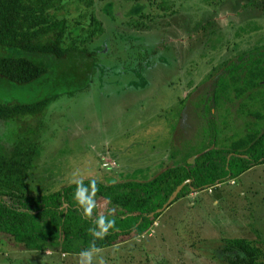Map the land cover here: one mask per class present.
I'll return each instance as SVG.
<instances>
[{
    "label": "rangeland",
    "instance_id": "obj_1",
    "mask_svg": "<svg viewBox=\"0 0 264 264\" xmlns=\"http://www.w3.org/2000/svg\"><path fill=\"white\" fill-rule=\"evenodd\" d=\"M156 1L66 0L65 18L75 35L93 19L102 33L78 44L81 53L48 63L49 74L39 84L0 89L7 102L57 96L40 121H27L33 130L39 124L40 143L30 195L82 181L146 182L209 148L231 149L246 135L250 119L237 105L220 109L208 123L200 87L226 60L264 46V0H168L173 5L166 12L164 0ZM141 14L148 17L140 20ZM17 131L0 120L8 149ZM233 181L184 198L148 234L96 252L93 264L101 257L105 264H228L226 239L264 244V165ZM81 194L82 203L98 206L100 218L114 220L115 211L96 193ZM70 200L80 203L75 194ZM0 264H80V254L49 244L28 250L0 234Z\"/></svg>",
    "mask_w": 264,
    "mask_h": 264
},
{
    "label": "trees",
    "instance_id": "obj_2",
    "mask_svg": "<svg viewBox=\"0 0 264 264\" xmlns=\"http://www.w3.org/2000/svg\"><path fill=\"white\" fill-rule=\"evenodd\" d=\"M65 3L66 0H0V89H11L9 84L21 87L39 84L49 74L48 63L62 62L72 54L81 53L78 44L85 46L102 33V24L93 19L85 33L82 28V33L75 35L73 25L65 18L68 14ZM169 3L164 0L161 10L169 11L173 5ZM146 17L141 14L139 19ZM83 34L87 35L82 37ZM7 51L19 55H9ZM213 71L201 84L204 88L200 87L202 114L208 123L214 124L220 109L235 105L237 112L250 119L246 122V135L240 136L231 149L209 148L194 157V164L184 161L166 167L146 182L104 185L82 181L43 196L29 193L28 179L40 154V143L39 124L33 130L27 121H40L57 96L33 103L0 99V120L18 129L11 149L3 145L0 136V234L34 251L43 250L49 244L63 254H80L90 249L93 241L98 251L114 248L127 238L148 234L163 215L177 211H174L175 205L182 199L217 188L264 165V46L228 59ZM186 181L190 184L172 205L156 214ZM81 185V191L96 193L108 204L109 211H115L114 220L106 219L114 221V226L102 239L90 232L93 228L99 230L98 206L70 200ZM85 207L91 209L90 215L85 214ZM77 241L86 245L75 249ZM224 243L228 264H264V244L245 238L226 239Z\"/></svg>",
    "mask_w": 264,
    "mask_h": 264
},
{
    "label": "clouds",
    "instance_id": "obj_3",
    "mask_svg": "<svg viewBox=\"0 0 264 264\" xmlns=\"http://www.w3.org/2000/svg\"><path fill=\"white\" fill-rule=\"evenodd\" d=\"M81 186L77 187V191L75 193L77 200L82 204V198L84 194H81ZM83 205V204H82ZM91 209L85 207V214L90 215ZM101 221L103 223H101ZM97 230L96 228L90 229L92 235L97 239H102L108 232V229L114 226V221H108L105 218L101 217L96 221ZM98 252V249L95 246V242L93 241L92 246L90 249L84 250L80 253V264H93V256ZM99 264H105L104 259L101 257L99 259Z\"/></svg>",
    "mask_w": 264,
    "mask_h": 264
},
{
    "label": "water",
    "instance_id": "obj_4",
    "mask_svg": "<svg viewBox=\"0 0 264 264\" xmlns=\"http://www.w3.org/2000/svg\"><path fill=\"white\" fill-rule=\"evenodd\" d=\"M195 162V158H192V160L189 162L190 164H194ZM190 184V181H186L184 182L182 185H180L173 193V195L171 196V198L168 200V202L165 204L164 208L161 210L156 211V214L159 213H163L170 205H172V203L177 199L178 195L180 194V192L182 191V189L186 186Z\"/></svg>",
    "mask_w": 264,
    "mask_h": 264
},
{
    "label": "crops",
    "instance_id": "obj_5",
    "mask_svg": "<svg viewBox=\"0 0 264 264\" xmlns=\"http://www.w3.org/2000/svg\"><path fill=\"white\" fill-rule=\"evenodd\" d=\"M255 168H256V167H255ZM255 168H253V169H255ZM251 170H252V169H251ZM232 182H234V181H232ZM213 189H216V188H213ZM195 194H196V196H198L200 193H199V194H198V193H195ZM192 195H193V194H192ZM184 201H185V199H182L181 202H179L180 206L182 205V203H185ZM179 204H178V205H177V204L175 205V207H177V209L180 207ZM192 205H193V204H192ZM182 207H183V206H182Z\"/></svg>",
    "mask_w": 264,
    "mask_h": 264
}]
</instances>
